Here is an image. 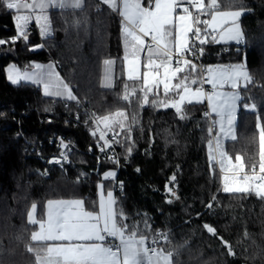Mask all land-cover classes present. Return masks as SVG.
<instances>
[{"label":"trees","instance_id":"16d2710c","mask_svg":"<svg viewBox=\"0 0 264 264\" xmlns=\"http://www.w3.org/2000/svg\"><path fill=\"white\" fill-rule=\"evenodd\" d=\"M142 3L148 6V0ZM218 3L219 9L246 13L239 19L245 39L205 44L202 56L197 42L196 54L203 67L246 63L251 83L247 90L240 89L236 138L225 140V150L233 160L242 156L246 169L252 164L258 168L257 123L264 127V0ZM115 13L97 0H85L82 10L51 11L50 36L41 37L32 25L27 41L13 43L11 38L18 34L15 12L0 4V40L6 41L0 45V264H35L34 254L27 251L35 246L30 240L35 226L27 221L33 203L38 219L44 217L47 201L54 199H82L86 210L96 211L99 183L113 191L116 207L129 217L127 223H138L149 238L167 233V243L161 240L157 246L173 253V264H264V199L220 190L219 169L209 162L213 137L204 116L206 103L186 105L182 120L174 109L140 108L136 99L129 104L118 98L127 78L122 69V22ZM34 44L39 47L33 48ZM109 59L115 61L111 89L100 83L103 62ZM47 60L55 63L79 104L46 96L32 83L12 84L6 77L11 63L29 69L34 62ZM127 83L129 90L137 86ZM159 98L165 99L162 88ZM252 105L255 109L249 110ZM83 109L94 110L98 117L124 110L129 122L135 116L131 140L124 139L127 133L119 127L111 130L120 133L121 142L115 143L118 165L98 157L104 143L99 140L100 128L74 120L75 112ZM57 136L75 144L69 163L50 162L59 158V148L49 144ZM113 168H118L114 183L104 179ZM145 219L150 229H144ZM205 224L215 228L216 235ZM225 241L234 256L228 254Z\"/></svg>","mask_w":264,"mask_h":264},{"label":"snow or ice","instance_id":"6c2138e0","mask_svg":"<svg viewBox=\"0 0 264 264\" xmlns=\"http://www.w3.org/2000/svg\"><path fill=\"white\" fill-rule=\"evenodd\" d=\"M113 12H118L122 18V34L124 37L125 55L123 57L124 72L127 82L134 86L129 90L128 83L124 84L123 95L118 98L136 103L140 108L151 106L153 108L174 109L180 114V119L186 117L182 114L186 105L203 104L207 101L208 111L204 113L210 119L208 132L219 126V131L212 140H209V162L219 167L221 189L226 194H254L264 199V127L257 123L259 129V161L258 169L252 164L248 170L244 159L235 156V161L224 150L220 142L221 137L235 140L233 134L237 119L238 102L241 100L240 89L247 90L251 77L246 70V63L230 64L227 66L198 67L193 59L196 58L195 42L201 46L199 54H204L203 46L209 43H227L244 41V32L240 27L239 19L246 14L243 10L220 11L218 0H148L144 6L142 0H101ZM7 10L21 9L31 13L36 12L35 23L39 26L42 37L51 33L49 10H82L84 0H33L26 3L24 0H0ZM197 15H193L190 7ZM177 9L181 11L178 13ZM210 19H201V15L209 14ZM18 34L11 38L14 43L17 39L28 40L27 29L33 22L32 15L17 14L14 17ZM150 38V42L148 39ZM0 40V45L5 44ZM144 60L141 53L145 52ZM103 87L113 88L112 67L113 60H104ZM54 65L45 69L36 64L32 73H21L15 64L7 68V79L12 84H19L22 80L31 81L37 85L43 84L44 95L59 97L67 101H76L72 88L65 83L59 74L52 71ZM206 73V75H205ZM210 85L211 90L206 91L204 85ZM193 85H199L193 87ZM230 90H224L225 88ZM162 88L165 99H160ZM138 93L140 96L138 97ZM169 96L176 99L168 100ZM150 97H153L150 99ZM252 105L249 110H254ZM212 114L217 119L211 120ZM79 119V117H77ZM97 127L102 123L104 130L100 131L99 140L103 141L101 152L110 149L112 143L119 144L117 139L120 133H114L113 141L107 139L108 132L119 127L126 132L124 139L131 140L132 128L137 124L135 116L131 122L128 113L117 110L102 117H95ZM92 135H96L93 131ZM213 144L215 147H213ZM61 147L67 149L61 140ZM132 147H128L131 154ZM67 159V153L61 154ZM114 159V157H108ZM59 164V159H53ZM118 162V160L116 161ZM114 171L106 173L104 179L114 178ZM175 181V176L170 183ZM98 211H88L82 199L48 200L47 218H35L37 205L32 204L27 213L29 225H38V230L32 231L30 240L35 246L27 247L29 253L34 254L35 264H173L171 251L165 252L157 247L160 241H168L167 233L159 232L149 238L142 233L139 224L127 223L129 217L122 209H118L117 199L113 191L104 193V186H100ZM122 188V184L120 185ZM168 191L177 199L176 193L169 188ZM216 199L213 196V201ZM169 203L172 201L169 200ZM212 207V202L207 205ZM144 229H150L147 219L143 221ZM204 227L213 235L216 229L205 224ZM228 254L235 255L231 246Z\"/></svg>","mask_w":264,"mask_h":264},{"label":"built area","instance_id":"2783aa9c","mask_svg":"<svg viewBox=\"0 0 264 264\" xmlns=\"http://www.w3.org/2000/svg\"><path fill=\"white\" fill-rule=\"evenodd\" d=\"M24 1H27L28 2L29 0H24ZM115 14H117V13H115ZM117 16L119 17V19L122 22V18L119 16V14H117ZM146 39H148L149 42H150V38H146ZM197 42H195V48H196V43ZM186 56L189 59H193V62L196 63L198 67H203L202 64L199 62V60L197 58V54H196V58H193V56H192L191 53H186ZM204 88H205L206 91H210L211 90V87L209 85H207V84L204 85ZM66 105H68V102L65 103V106ZM77 117H79V119H77ZM95 117H98L97 116V113L94 110H89V109H83L82 110V113L75 112V114L73 115V118H74L75 121H77L79 123H84V124L85 123L86 124L87 123H94ZM211 120H213L212 119V116H211ZM208 121H209V126H210V119L209 118H208ZM99 128H100L101 131L104 130V129H102V127L100 125H99ZM214 130H215V128L213 129V132H214ZM113 135H114L113 132H111V131L108 132L107 139L110 142L113 141ZM61 140L63 141L64 144L69 145V148L65 149V148L61 147ZM51 143H54V145L59 148L58 157L60 158L61 162L69 163L70 162V157H71L70 155H71L72 151L75 148V144L71 140L66 139L63 136H57L55 138H52L49 141V144H51ZM62 153H67V159H62L61 158V154ZM98 157H100V159H102V160H104V159H108L109 160L108 157H114V159H110V160H112L113 162H115L117 165L119 164V156H118V154H117V152L115 150V143L114 142L112 143L111 148L110 149H106L105 152H101L99 150ZM117 160H118V162H116ZM246 170H248V169H246ZM112 171H114L116 173V175H117L118 168H113L109 172H112ZM115 177L114 178H111L110 177L109 180H112L113 183H114Z\"/></svg>","mask_w":264,"mask_h":264},{"label":"rangeland","instance_id":"374dc122","mask_svg":"<svg viewBox=\"0 0 264 264\" xmlns=\"http://www.w3.org/2000/svg\"><path fill=\"white\" fill-rule=\"evenodd\" d=\"M205 4L207 5V3H206V0H205ZM191 10V9H190ZM218 10H220V11H235V10H239V9H225V8H220V9H218ZM192 11V10H191ZM27 12V11H26ZM25 11L24 12H21V13H18V14H21V15H27V13H26ZM202 18H204V19H210L211 18V16H210V12H209V14H206V15H203V17ZM15 24H16V22H15ZM239 24H240V22H239ZM50 25H51V23H50ZM240 27H241V25H240ZM17 28V27H16ZM28 30V29H27ZM18 31V30H17ZM229 43H237V42H235V41H230V42H227V43H221V44H229ZM33 48H38L39 47V44H34L33 46H32ZM53 62V61H52ZM52 62H51V60H47V61H36V62H34L33 63V65L29 68V69H20L17 65H16V67L19 69V71L21 72V73H25V72H28V73H32L33 71H36V69H35V65L36 64H40V65H42V64H44V65H42V66H44V68L45 69H47L48 67H45L46 66V64H47V66H49V65H53L52 64ZM115 62V61H114ZM122 64H123V62H122ZM10 65H13V63H11V64H9V65H7V67H6V69H5V71L7 70V68L10 66ZM217 65H221V66H227V65H230V64H208V65H205L204 66V68H207L208 66H217ZM113 69H114V66L112 67V79H113V81H114V77H113ZM122 69H123V73H124V76L126 77V73L124 72V64H123V66H122ZM115 70V69H114ZM52 71H54V72H56V73H58V71H57V68L56 67H53L52 68ZM6 73V77H7V71L5 72ZM59 74V73H58ZM205 75H206V73H205ZM114 76H115V73H114ZM59 77H60V75H59ZM61 78V77H60ZM62 79V78H61ZM63 80V79H62ZM21 82H26V83H32V84H35V83H33V82H31V81H26V80H22ZM101 86H103V84H104V65H103V75H102V77H101ZM35 85H37V84H35ZM39 86H41L42 87V90H41V92L44 94V88H43V84H39ZM199 86V85H198ZM197 86V87H198ZM210 86V85H209ZM194 88L196 87V86H193ZM211 87V86H210ZM224 90H230V89H228L227 87L224 89ZM51 97V96H50ZM54 98H59V97H54ZM62 99V98H61ZM176 99V98H175ZM205 105H206V107H207V101H205ZM239 103V102H238ZM207 110H208V108H207ZM237 113H238V108H237ZM212 118H213V120H215V119H217V117L215 116V114H212ZM100 126L102 127L103 126V124L101 123L100 124ZM219 131V126L217 125L216 126V128H215V130H214V132H212V137H215L216 136V133ZM233 133H234V129H233ZM227 138H224V137H221V139H220V142H221V144L223 145V147H224V150H225V140H226ZM213 147H215V145L213 144ZM226 151V150H225ZM233 161H235V160H233ZM217 167H218V165H217ZM218 169H219V167H218ZM101 185V183H99L98 184V197L100 196V186ZM75 199H77V198H75ZM32 207V206H31ZM30 207V208H31ZM31 210V209H30ZM29 212V211H28ZM36 215V214H35ZM157 247H159V246H157Z\"/></svg>","mask_w":264,"mask_h":264},{"label":"crops","instance_id":"0c3cea01","mask_svg":"<svg viewBox=\"0 0 264 264\" xmlns=\"http://www.w3.org/2000/svg\"><path fill=\"white\" fill-rule=\"evenodd\" d=\"M97 1H99V2H101V0H97ZM24 2H26V3H33V0H29L28 2L27 1H24ZM84 3H85V0H84ZM102 3V2H101ZM118 3H119V0H118ZM154 3V2H153ZM106 6V5H105ZM145 6V5H144ZM107 8H109L108 6H106ZM147 7V6H146ZM190 7V9L192 10L193 8H191V6H189ZM110 9V8H109ZM25 10L24 9H21V11L19 12V13H21V12H24ZM51 11L52 10H49V12L47 13L48 15H49V20H50V13H51ZM112 11V10H111ZM181 10L180 9H177V12L179 13ZM14 12H15V16L18 14V12L16 11V10H14ZM26 12V11H25ZM193 12V11H192ZM27 13V15H32L33 16V22L30 24V26H29V28L33 25V26H35V28L37 29V31H38V33H39V35H40V32H39V26L35 23V21H34V17H35V15L37 14L36 12H31V13H29V12H26ZM117 14H118V12H116ZM28 28V29H29ZM50 28H51V25H50ZM41 36V35H40ZM42 37V36H41ZM121 47H122V61H123V57H124V55H125V46H124V37H123V34H122V30H121ZM146 57V50H145V52H142L141 53V58H142V60H144V58ZM109 60H113V59H109ZM114 61V60H113ZM51 62H52V60H51ZM52 64L54 65V67H56V65H55V63L54 62H52ZM42 65H44V64H42ZM114 69H115V63H114ZM44 67V66H43ZM45 67H48L47 66V64H46V66ZM113 69V77H114V70ZM102 75H103V69H102ZM102 75H101V77H102ZM114 82V81H113ZM38 87H39V89L40 90H42V87L41 86H39V85H37ZM102 184V183H101ZM108 190H110V189H107V188H105L104 187V193L106 194V192L108 191ZM97 193H98V188H97ZM54 200H60V199H54ZM63 200H69V199H63ZM97 200L99 201V197L97 198ZM32 206V205H31ZM31 209V208H30ZM30 209H29V211H30ZM96 211H98V207H97V210ZM36 214V213H35ZM35 218L36 219H38L37 218V216L35 215ZM46 218H47V204H46V206H45V211H44V217L42 218V219H40V220H46ZM36 230H38V225H36L35 226V229H34V231H36Z\"/></svg>","mask_w":264,"mask_h":264},{"label":"water","instance_id":"95a60500","mask_svg":"<svg viewBox=\"0 0 264 264\" xmlns=\"http://www.w3.org/2000/svg\"><path fill=\"white\" fill-rule=\"evenodd\" d=\"M53 159H54V158H51L50 161H53ZM55 159H59V160H60V158H55ZM60 162H61V160H60Z\"/></svg>","mask_w":264,"mask_h":264}]
</instances>
